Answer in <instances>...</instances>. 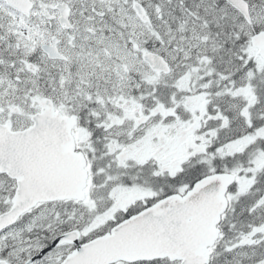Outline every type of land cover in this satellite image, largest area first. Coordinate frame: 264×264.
I'll return each mask as SVG.
<instances>
[{
  "label": "snow or ice",
  "instance_id": "6c2138e0",
  "mask_svg": "<svg viewBox=\"0 0 264 264\" xmlns=\"http://www.w3.org/2000/svg\"><path fill=\"white\" fill-rule=\"evenodd\" d=\"M0 264H264V0H0Z\"/></svg>",
  "mask_w": 264,
  "mask_h": 264
}]
</instances>
